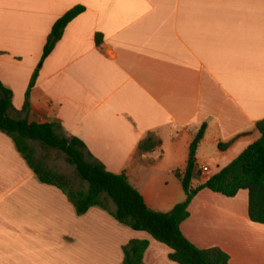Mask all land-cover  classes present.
<instances>
[{"label": "crops", "instance_id": "0c3cea01", "mask_svg": "<svg viewBox=\"0 0 264 264\" xmlns=\"http://www.w3.org/2000/svg\"><path fill=\"white\" fill-rule=\"evenodd\" d=\"M76 6L84 12L42 61L54 23ZM0 79L22 119L80 138L151 209L168 212L186 199L177 172L204 123L198 183L260 137L264 0H0ZM150 133L161 145L140 152ZM188 209L181 229L194 245L222 249L228 264H264V224L250 219L247 189L204 188ZM131 239L149 240L144 264H179L169 246L100 207L78 215L0 131V264H124Z\"/></svg>", "mask_w": 264, "mask_h": 264}, {"label": "trees", "instance_id": "16d2710c", "mask_svg": "<svg viewBox=\"0 0 264 264\" xmlns=\"http://www.w3.org/2000/svg\"><path fill=\"white\" fill-rule=\"evenodd\" d=\"M85 7L76 6L53 25L44 48L42 61L54 50L68 24L83 13ZM97 43L102 42L97 35ZM38 77L34 73L26 94L23 111L29 107L32 87ZM22 111L13 104V92L0 79V131L10 136L20 154L26 159L38 179L53 185L67 196L78 215L86 214L92 207H100L119 223L137 231H146L154 239L171 248L169 257L179 264H228L230 256L218 247L202 249L184 235L182 222L189 216L192 199L204 188L235 196L241 189L249 191V216L254 222L264 224V119L256 122L260 137L249 145L229 165L209 177L197 182L196 153L204 137L207 124L204 123L190 145V158L184 172H177L186 199L168 212L151 209L141 192L130 182L125 172L115 173L107 169L96 158L83 140L62 133L54 123L29 122L21 118ZM35 142L44 148L56 149L66 155V160L75 168L74 183L67 176L52 171L42 159L37 158ZM162 141L150 133L139 144L140 152L158 148ZM225 144H220L224 148ZM149 247L147 239H131L123 246L124 264H144V254Z\"/></svg>", "mask_w": 264, "mask_h": 264}, {"label": "rangeland", "instance_id": "374dc122", "mask_svg": "<svg viewBox=\"0 0 264 264\" xmlns=\"http://www.w3.org/2000/svg\"><path fill=\"white\" fill-rule=\"evenodd\" d=\"M37 149V158L42 159L44 164L52 171L61 173L78 183L79 179L75 177V168L66 160V155L56 149L44 148L40 143L35 142Z\"/></svg>", "mask_w": 264, "mask_h": 264}, {"label": "built area", "instance_id": "2783aa9c", "mask_svg": "<svg viewBox=\"0 0 264 264\" xmlns=\"http://www.w3.org/2000/svg\"><path fill=\"white\" fill-rule=\"evenodd\" d=\"M202 170H203V171H209V167L204 166V167L202 168Z\"/></svg>", "mask_w": 264, "mask_h": 264}]
</instances>
